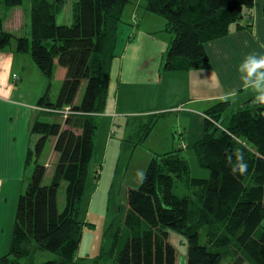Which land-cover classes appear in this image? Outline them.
<instances>
[{"label": "trees", "instance_id": "trees-1", "mask_svg": "<svg viewBox=\"0 0 264 264\" xmlns=\"http://www.w3.org/2000/svg\"><path fill=\"white\" fill-rule=\"evenodd\" d=\"M66 1L32 0L30 35L16 36L0 17V51L16 38L17 50L30 53L49 81L39 104L63 117L38 119L33 126L40 134L29 151V159L36 156L35 165L19 197L10 252L0 256V264H36L43 250L57 257L42 264H86L77 258L84 228L78 203L95 154L98 119L107 104L120 25L127 5L136 0H74L73 21L59 23ZM4 2L12 7L24 0ZM144 3L147 11L165 18L166 29L174 34L165 53L166 69L210 68L209 41L254 26L255 0ZM57 62L66 75L53 99ZM84 80L87 86L77 102ZM67 106L73 112L66 117L50 110ZM228 106L229 100H223L207 110L204 137L193 145L208 175H191L183 150L172 149L155 152L141 184L128 188L130 234L116 264H178L171 229L188 238V264H225L233 257V264H264V103L257 96L247 100L226 116L224 125ZM158 116L142 126L137 144L147 140ZM51 136L56 137L59 158L51 181L44 183L47 165L40 157ZM243 165L247 167L241 171ZM64 181L66 204L61 210L58 197ZM177 184L187 193L178 194ZM204 228L209 241L202 240Z\"/></svg>", "mask_w": 264, "mask_h": 264}, {"label": "crops", "instance_id": "crops-1", "mask_svg": "<svg viewBox=\"0 0 264 264\" xmlns=\"http://www.w3.org/2000/svg\"><path fill=\"white\" fill-rule=\"evenodd\" d=\"M130 5L120 25L107 104L100 116L112 129L116 124L121 126L127 140L135 135L138 138L142 126L152 121V115L159 114L147 140L139 144L147 143L154 154L172 149H182L183 153L193 150V145L204 137L209 108L229 100L225 114L229 111L230 115L260 93L251 81L264 72V66L252 73V65L245 66V62L250 56L264 57V0H255L252 28L233 30L209 41L206 48L212 66L192 70L165 68V53L174 34L166 29L164 17L146 10L144 0ZM15 23L11 19L10 26ZM7 30L16 36L30 35V31L18 35ZM56 75L63 82L66 68L58 62L54 78ZM48 85L31 54L17 50V40L16 45L11 43L0 51V194L5 200L21 194L33 172L29 151L40 137L33 132V126L45 113L39 100ZM59 90L60 84L54 91L53 82V99ZM81 98L82 94L77 95V102ZM161 120L172 121L171 126H162L163 136ZM55 143L56 137L54 149ZM42 154L40 161L47 165L48 172L50 163ZM53 157L58 161L59 153L54 152Z\"/></svg>", "mask_w": 264, "mask_h": 264}, {"label": "rangeland", "instance_id": "rangeland-1", "mask_svg": "<svg viewBox=\"0 0 264 264\" xmlns=\"http://www.w3.org/2000/svg\"><path fill=\"white\" fill-rule=\"evenodd\" d=\"M73 1L68 0L64 3L57 17L59 23L68 24L73 21ZM31 4V0H24L21 5L9 7L5 5L4 0H0V17L4 19V27L12 29L18 35H24L31 31ZM129 5L130 3L127 8H129ZM13 18L16 23L14 26H10ZM12 44L16 45V38L13 39ZM53 82L54 91L59 87V84L61 87L62 82H59L57 75ZM86 86L87 81L84 80L78 96L80 94L84 95ZM48 112L45 111L42 119L50 121L63 120L60 114H50ZM227 115H229V111L222 120L224 125L228 121L229 116L226 117ZM98 121L95 154L86 187L78 203L79 218L84 223V228L77 258L86 264H116L119 250L130 234V229L126 224L129 209L128 188L130 186L137 187L141 184L154 153L151 152L152 148L147 143L137 144V135L134 138L124 140V131L121 126L116 124L112 129L101 116ZM159 124H161L162 131L160 135L163 136L162 126L166 127L168 124L171 126L172 121L161 120ZM112 130H114L113 133H111ZM53 140V136L48 139L42 154L44 160L50 163L44 183L51 181V171L55 169L57 163L56 158L53 157L54 152H56ZM184 154L190 161L191 175L203 176L209 174V171L199 164L194 150L186 151ZM35 159L36 156L33 157L31 166L35 165ZM30 175H32V172ZM66 183L64 181L59 190L58 198L61 210L65 208L66 204ZM175 191L181 195L187 193L186 187L184 188L182 184H177ZM19 197L20 194L15 198L10 197L5 200L0 194V256L10 252ZM209 238V231L204 228L202 240L209 241ZM169 239L178 250V264H188L189 242L186 234L171 229ZM56 257L57 255L51 251H40L37 254L36 264H42ZM230 259L225 264H233L235 257ZM242 264H249V262L245 261Z\"/></svg>", "mask_w": 264, "mask_h": 264}, {"label": "clouds", "instance_id": "clouds-1", "mask_svg": "<svg viewBox=\"0 0 264 264\" xmlns=\"http://www.w3.org/2000/svg\"><path fill=\"white\" fill-rule=\"evenodd\" d=\"M252 65V73H255V69L264 66V57H256L250 56L249 59L245 62V66ZM255 84L257 89L260 90L259 95L257 96V100L261 103H264V72L258 74V78L256 81H251ZM226 99V97H225ZM246 165L241 167V171L246 169Z\"/></svg>", "mask_w": 264, "mask_h": 264}, {"label": "built area", "instance_id": "built-area-1", "mask_svg": "<svg viewBox=\"0 0 264 264\" xmlns=\"http://www.w3.org/2000/svg\"><path fill=\"white\" fill-rule=\"evenodd\" d=\"M15 77L18 78L19 76L17 74H15ZM51 111H55V112H60L64 115V117L68 116L69 114H72V108L70 106H67L65 108L62 109H50Z\"/></svg>", "mask_w": 264, "mask_h": 264}]
</instances>
